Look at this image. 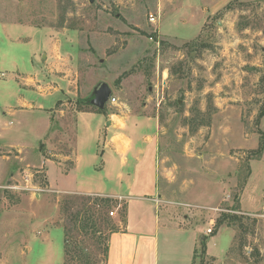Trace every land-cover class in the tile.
Segmentation results:
<instances>
[{
	"label": "rangeland",
	"instance_id": "rangeland-1",
	"mask_svg": "<svg viewBox=\"0 0 264 264\" xmlns=\"http://www.w3.org/2000/svg\"><path fill=\"white\" fill-rule=\"evenodd\" d=\"M0 21L31 38L13 49L17 57L53 29L58 50L72 53L68 68L60 63L55 71L78 76L67 80L74 92L51 109L16 107L9 115L0 108V264H65L64 226L76 221L62 208L69 195L78 196L72 214L92 205L82 195L114 199L93 207L96 227L73 229L84 250L71 253L69 264H106L110 235L126 224L156 234L160 255L175 253L180 264L194 247L200 264L201 238L215 231L204 256L210 264H264V149L255 153L264 141V0H0ZM102 81L116 99L104 112L77 102ZM79 107L96 114L77 120ZM146 116L157 126L130 123ZM149 131L153 140L144 139ZM145 142L157 154L158 179L143 163L130 162L120 180L114 164L102 169L100 151ZM76 150L80 185L60 174L50 187L42 161L68 170ZM65 182L133 189L125 199L67 192ZM158 191L164 202L142 197ZM164 207L171 208L166 227Z\"/></svg>",
	"mask_w": 264,
	"mask_h": 264
},
{
	"label": "crops",
	"instance_id": "crops-1",
	"mask_svg": "<svg viewBox=\"0 0 264 264\" xmlns=\"http://www.w3.org/2000/svg\"><path fill=\"white\" fill-rule=\"evenodd\" d=\"M16 25L17 24L15 23L0 21V108H3L9 115H11L10 113H12L13 109L16 107L34 108L36 105H38V109H51L55 107L59 101H62L64 96L70 95L71 92H74L72 91L73 88L68 85V82L71 81L74 84V82L77 81V74L72 73L69 76L67 74L55 71V67L59 66L60 63L63 64V68H65L66 65L68 68L69 62L72 61V53L67 50H58L57 42L60 40L55 39L53 29H48V27H45V29L48 31H46L45 37L43 38L41 44L39 46H30L31 50L27 56L22 54L17 57L13 52V49H15L18 44H21L23 49H25L30 45L31 38L27 35H23L22 33L14 35L12 30L16 27ZM22 43L26 45H23ZM21 61L25 63V65H22ZM54 80L59 85H52ZM43 86H45V89H49L43 91ZM54 95H56L54 106L46 107L44 103H46L47 97ZM80 114L83 115L96 113L90 111H78L76 115L77 120L78 115ZM138 121L142 124H147L148 127H152L154 125L157 126V119L152 116L135 117V119L130 121V123L134 125L137 124ZM9 123H12V121ZM51 124L52 123L50 121L48 132L50 130ZM152 138L153 135L151 134V131L144 135V139L146 140H153ZM1 139L2 138L0 135V141L2 142ZM96 140L99 144L100 137H98ZM45 142H48L46 148H49V139H47ZM145 144L146 146L142 148L133 147L132 145L131 148L129 147V149L118 148L116 151H112V153L108 152V150L104 152L100 151V154L103 157V165L101 166L102 169L110 167V165L114 164L116 177H120L119 180L123 179V176L126 172L130 173L128 171L130 162L137 164L143 163L145 164L146 170L150 171V169H152L153 171V163L157 158V154L154 152V150L152 151V143L145 142ZM81 161V156L78 154L77 150L75 153L74 163L68 170L60 166L62 161H59L58 164H56V161H54L52 158H45L42 163H46L47 166L46 179L49 183V186L51 187V185H54L56 182L57 184H60V177H58L60 174L63 177H75V181L78 184V174H76V172L78 173L80 170ZM94 168L96 169L95 164ZM155 171L157 172L158 179L159 171L157 168L152 172L150 177L155 173ZM153 179L151 180V185L154 181ZM64 184L67 185V182ZM78 185H80V183ZM67 186L69 187L66 190L67 192L100 193L125 199L130 197L128 196V193H130L129 191L133 189L131 184H127L124 190H120V187L111 188L110 191L105 192L90 189L85 190L80 188L74 189L71 185ZM122 190L125 192H122ZM143 196L145 199L153 202L160 201L161 203L162 201H165L164 196H162L159 191L154 198L151 197V195H149L147 192H144L142 197ZM156 199H158V201ZM170 210L171 208L168 209L165 207L161 210L164 216L165 222L163 225L165 227L168 224L166 218L169 215ZM177 229L181 230L182 232L187 231L185 229ZM108 246L109 249L106 264H180V260L178 257H176L175 253H171L166 256L160 255V245L156 234H153L149 231H140L128 228L127 224L125 228L113 232L110 235ZM194 251L195 247L188 257L187 264H193Z\"/></svg>",
	"mask_w": 264,
	"mask_h": 264
},
{
	"label": "trees",
	"instance_id": "trees-1",
	"mask_svg": "<svg viewBox=\"0 0 264 264\" xmlns=\"http://www.w3.org/2000/svg\"><path fill=\"white\" fill-rule=\"evenodd\" d=\"M261 83L263 85V89H264V71H263V75H262V78H261ZM91 99H92V96L89 95L87 98H82V99H79L77 102L78 103H84V104H89L91 105L92 107L96 108L95 106H93L91 104ZM59 103V102H58ZM79 111H86V109H83V108H78ZM99 112H104L105 110H101V109H98L96 108ZM262 117H264V103L261 107V110L259 112V119H261ZM52 120V118H51ZM264 149V141H260V144H259V147L257 149V151H255L256 154H259L263 151ZM78 198V196H75V195H69L67 198H65L63 200V211H65L66 213H68L69 215L71 214V219L73 220H76L74 225L75 227L73 228L72 226L70 225H65L64 226V231H65V246H64V251H65V254L67 255V258L65 260V264H69L68 263V260H69V256L71 253H77V249L80 251V253L82 254L83 250H84V247L82 246V244L80 245V243H77V241H73L74 240V232H73V229H81L82 231H85L87 232L88 229H91L92 227H96V220L94 219V210H93V207L94 206H101L103 208H107L110 203L114 200L112 199L111 197L109 196H101V195H82V197L80 198H83V200L85 201H92V205H87V203H85L84 207L82 210H79L77 211L75 214H72L71 213V209L73 207V205L75 204L74 203V198ZM101 213V212H100ZM87 216V217H86ZM226 221V215L225 216H222L218 219L217 221V226H221L224 222ZM96 231H98L96 229ZM117 230H113V232H116ZM217 233V231L213 232L212 234L210 235H204L202 238H201V241H200V244H201V252H200V255H201V260H200V264H210L209 261H206L204 256H206V251H207V242H208V239L209 237L215 235ZM108 249H109V246L107 245L106 249H105V252H106V261H107V256H108ZM197 249H195L196 251ZM197 257V252L194 254V258H193V261L194 259Z\"/></svg>",
	"mask_w": 264,
	"mask_h": 264
},
{
	"label": "water",
	"instance_id": "water-1",
	"mask_svg": "<svg viewBox=\"0 0 264 264\" xmlns=\"http://www.w3.org/2000/svg\"><path fill=\"white\" fill-rule=\"evenodd\" d=\"M112 94H113V90L111 86L107 82L102 81L98 83L97 86H95L91 94L92 96L91 104L98 109L104 110L107 106V103L111 99Z\"/></svg>",
	"mask_w": 264,
	"mask_h": 264
},
{
	"label": "built area",
	"instance_id": "built-area-1",
	"mask_svg": "<svg viewBox=\"0 0 264 264\" xmlns=\"http://www.w3.org/2000/svg\"><path fill=\"white\" fill-rule=\"evenodd\" d=\"M151 18H152V20H155V17H154V16H152ZM115 101H116L115 97L112 96L111 99H110V102L113 103V102H115ZM114 213H115L114 211H111V214H112V215H113Z\"/></svg>",
	"mask_w": 264,
	"mask_h": 264
}]
</instances>
